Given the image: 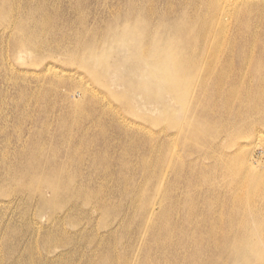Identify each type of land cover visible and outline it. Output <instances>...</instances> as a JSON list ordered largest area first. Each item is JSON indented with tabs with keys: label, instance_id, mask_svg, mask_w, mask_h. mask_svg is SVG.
<instances>
[{
	"label": "rangeland",
	"instance_id": "374dc122",
	"mask_svg": "<svg viewBox=\"0 0 264 264\" xmlns=\"http://www.w3.org/2000/svg\"><path fill=\"white\" fill-rule=\"evenodd\" d=\"M61 1L0 0V264H147L144 248L152 229L151 218L147 220L150 217L149 204L157 202L156 212L159 209L161 212L167 201L184 195L183 191H177L172 186L175 172L168 160L169 155L176 151L172 154L173 159L179 157L186 163L199 162L200 167L209 166L208 174L215 177L222 170L231 173L235 165L231 160H225L242 154V159L252 160L256 171L260 172L264 168V137L233 140L229 139L228 133L221 136L210 152L213 153L211 158L218 157V153L226 156L218 163L214 159L204 160L203 152L194 151L193 148L183 150L177 140V127H169L167 121L155 126L146 123L140 115L127 114L126 117L135 123H146V130L141 133L156 138L154 144L149 146V156H160L158 177L152 175L155 163H148L145 170L136 168L133 173L132 188L139 190L133 196L140 192H143V197L149 196L147 205L138 213L142 200L136 204L131 200L133 196L125 195L122 190L128 186V182L123 184L118 174H114L115 168L123 173L122 167L119 168L122 165L120 159L125 163L128 159L127 148L124 149L118 145L117 139L114 140L104 117V112L110 109L107 101L110 104L117 102L106 90L103 81L93 75V65L85 62L98 53L99 47L114 52V37L124 30L131 32L134 42L145 43L148 47L155 40H159L161 45L172 44L176 57L180 52L178 47L188 44L179 39L172 42L167 33L160 34L168 24H161L159 20L164 6L176 0ZM191 1L180 0L186 5ZM240 1L250 2L257 8L264 7V0ZM195 2L201 4V0ZM29 5H32L31 8ZM35 9L39 12L33 14ZM9 30H12L11 33ZM258 49L253 46L249 50H234L230 58L238 66V52H245V56L252 53L251 57ZM31 52L32 55H28ZM261 54L263 52L257 55ZM219 57L223 59L224 56L220 54ZM54 69H58V74ZM222 71L215 68L212 75H221ZM228 74L225 72V76ZM216 85L213 78L209 87L214 89ZM190 86L189 95L192 94L194 99L200 87L194 88L193 83ZM103 104H107V108ZM100 111L104 116H100ZM99 118L101 125L97 123ZM102 127L107 129V136L103 139L105 144L99 143ZM128 128L133 131L137 129L134 125ZM159 128L163 129L161 133ZM260 130L264 135V125L260 126ZM110 151L113 156L108 153ZM48 167L51 170L47 171ZM40 170L43 173L40 174ZM190 172H185L182 179L185 180L184 176ZM230 181L229 176H220L215 181L207 182L204 187L219 184L221 187L213 199L223 201L239 190L229 189ZM48 185L54 189L58 187L55 189L57 197L50 198ZM252 185L260 187L259 193L248 195L241 191L244 199L251 198L252 209L245 204L239 208V212L246 213V216L234 217L231 223L226 215V219L223 218L225 224H219L218 229L222 234L229 233L231 228H241L251 241L249 245L240 246L238 254L245 255V264H264V177L244 183L245 188ZM38 189L44 193L41 191L40 194ZM110 190L113 192L110 193ZM93 196L106 198L107 209L99 210ZM249 215L248 222H241ZM219 216H223L221 211ZM151 245L149 251L156 261L149 264H171L162 259L163 250H173L184 257L195 249L181 245L180 248L159 249ZM211 250L212 247L208 246L202 254ZM96 251H99L98 255ZM105 251L109 252V260L105 257ZM215 254L213 260L222 259L221 264H235L222 247ZM185 262L201 264L202 258L196 256Z\"/></svg>",
	"mask_w": 264,
	"mask_h": 264
},
{
	"label": "bare ground",
	"instance_id": "6f19581e",
	"mask_svg": "<svg viewBox=\"0 0 264 264\" xmlns=\"http://www.w3.org/2000/svg\"><path fill=\"white\" fill-rule=\"evenodd\" d=\"M195 1L192 0L186 5L182 3L183 1L176 0L173 4H166L163 11L159 14L160 23L168 24L162 32L160 31V34L167 33L172 42L175 39H179L188 44L178 47L180 52H178L176 57L171 47L172 44L161 45L159 40H155L148 47L145 43L134 42L131 32L124 30L114 37L115 41L113 42L116 43L113 46L114 52H108L106 48L99 47L98 53L94 57L92 56V58L88 57L89 60L85 62V64L93 65V75H96L97 78L103 81L102 83L105 84L106 90L111 97L119 103L110 104L107 101L110 109L108 108L109 111L104 112L105 116L100 111L102 112L100 116L103 115L107 118V126L110 127L114 140L117 139L118 145L124 149L127 148L128 159H124L127 162L125 163L123 159H120L122 165L119 168L122 167L123 173L116 168L114 171V174H118L117 176L120 177L119 181H122L123 184L128 182V186L122 190L125 192V195L133 196L139 192L136 187L132 188L133 173L136 168L145 170L148 163H155L153 172L152 170L150 172L155 177H158L157 175L160 173V156H149V146L154 144V139L156 138L146 137L144 133H141L146 130V123L159 126L160 122L167 121L169 127H177V140L183 150L193 148L194 151L203 152L204 160L214 159L215 162L218 160V163H221L220 159L226 156L218 153V157L211 158L213 153L210 152L215 141H219L221 136H226L228 133L229 139L233 140L242 138L262 139L264 137L263 132L260 130V126L264 125V7L257 8L251 5L250 2L240 0H201L200 5H197ZM40 2L42 3V1ZM49 2L51 3L52 1ZM62 5L64 6L63 3ZM31 6L29 5L30 8ZM45 7L43 6V8ZM35 8L37 7L35 6ZM37 11L39 12V10ZM37 11L35 9L33 14ZM30 14L32 13L30 12ZM48 36H45L46 39ZM46 43L44 42V44ZM253 46L259 49L251 57L249 56L252 53L249 56H245V52H238L237 59L239 65L236 66L233 59L230 58L231 52L243 48L249 50ZM261 52L263 54L257 55ZM36 54L35 51L34 56ZM220 54H223V59L222 57L219 59ZM28 55H32V52L31 54L28 53ZM215 68H218L220 71L224 70L229 74L225 76V72L222 71L221 75L216 74L214 76L212 75V71ZM44 71H46L45 68ZM55 71L58 74V69ZM53 74L55 75V72ZM69 74L68 76H70ZM32 77L35 76L32 75ZM114 77L120 81L115 82ZM213 78L217 85L214 89H211L209 83ZM192 83L194 88L200 87L196 96L194 95V99L192 94L189 95V88ZM88 91L90 90L88 89ZM121 101L124 102L122 103ZM100 102L102 101L100 100ZM95 104L91 105L94 106ZM104 106L107 108V104ZM130 113L137 116L140 115L146 123H135L129 120L126 116ZM260 113L263 114L260 116ZM101 122L99 118L97 123L101 125ZM132 125L137 128L136 131L128 128V126ZM101 129L102 133H100L99 143L103 144V139L107 136V129L104 127ZM161 130L159 128L160 133ZM122 135L124 136L121 137ZM207 147H209V150ZM175 152H172V154ZM108 153L113 156L111 151ZM172 154L168 158L175 172L172 186L177 191H183L184 195L182 198L167 201L165 207L162 208L161 212L159 209L158 213L156 212L158 208L157 202L149 204L150 217L147 220L151 218L152 229L144 248L145 262L149 264L150 261H156L149 251V245L154 244V247L159 249L167 247L180 248L179 245L186 248H195L184 257H180L173 250H163L162 259L170 261L171 264H186L185 261H189L192 257L196 256L202 258L201 264H221L222 259L213 260V256L216 255L215 252H219L221 247L235 264H245V255L238 254V251L240 246L250 244L251 240L249 236H246L241 228H231L229 233L223 232L220 234L218 225L225 224L223 218L226 219V215L230 223L234 217L246 216V213L239 212V208L245 204H247L250 210L252 209L253 203L251 198L244 199L241 191L244 190L248 195L259 193L260 187L252 185V187L245 188L244 183L248 180L252 183L263 178L264 168L262 171L257 172L252 160L245 161V159H242V154H238L225 160V162L231 160L235 165L231 173L222 170V173L220 172L215 177H212L208 174V170L211 169L209 166L200 167L199 162H194V164L186 163L187 161L179 157L173 159ZM186 154L190 155V152ZM167 155L168 153L165 152V156ZM124 163L125 166L123 165ZM49 169L50 167L47 168V171ZM188 170L191 172L188 176H184L185 180H183L182 177L185 175V172L188 173ZM25 171L27 170L25 169ZM220 176H229L231 178L229 189L239 190L233 192L232 196L230 195L226 200L216 201L213 199V196L221 186L215 184L204 187V185L209 181H215ZM40 186L42 187V185ZM49 187L51 189L50 198L52 196L57 197L58 193H55V189L58 187L55 189L52 186ZM49 187L47 188L49 189ZM111 190L110 193L113 192ZM38 191L41 194L42 190L38 189ZM42 193L44 192L42 191ZM93 197L94 203L97 204L96 206L99 210L107 209L108 201L106 198L101 196ZM131 200L136 204H138L139 200H142V204L139 205L138 213H140L147 205L149 196L143 197V192H140L136 197L133 196ZM219 211L222 212L223 216H219ZM249 220L250 215L243 218L241 222H248ZM208 246H211L212 250L203 255L202 253ZM107 247H109V244L106 245ZM253 249L257 250L256 248ZM95 253L97 254L99 251ZM105 254V257L109 260V252L105 251Z\"/></svg>",
	"mask_w": 264,
	"mask_h": 264
}]
</instances>
